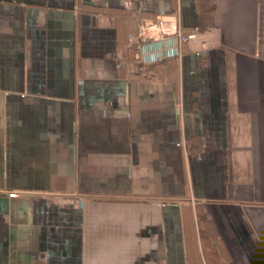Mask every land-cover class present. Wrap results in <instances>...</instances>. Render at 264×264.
I'll list each match as a JSON object with an SVG mask.
<instances>
[{
	"label": "crops",
	"instance_id": "obj_1",
	"mask_svg": "<svg viewBox=\"0 0 264 264\" xmlns=\"http://www.w3.org/2000/svg\"><path fill=\"white\" fill-rule=\"evenodd\" d=\"M196 1L0 0V264H264V0Z\"/></svg>",
	"mask_w": 264,
	"mask_h": 264
},
{
	"label": "built area",
	"instance_id": "obj_2",
	"mask_svg": "<svg viewBox=\"0 0 264 264\" xmlns=\"http://www.w3.org/2000/svg\"><path fill=\"white\" fill-rule=\"evenodd\" d=\"M198 33V28L186 32L177 14L169 18L142 19L136 32L128 37V48L141 54L144 66L163 63L180 58L185 47ZM208 50L207 45L202 43L201 49L195 53L199 56Z\"/></svg>",
	"mask_w": 264,
	"mask_h": 264
},
{
	"label": "trees",
	"instance_id": "obj_3",
	"mask_svg": "<svg viewBox=\"0 0 264 264\" xmlns=\"http://www.w3.org/2000/svg\"><path fill=\"white\" fill-rule=\"evenodd\" d=\"M214 0H197V10L200 18L205 22H212L215 14V5L213 3ZM136 32V31H135ZM134 32V33H135ZM152 66H145L146 69H150ZM142 77H147V71L140 74ZM218 254H216L213 249L209 251V259L213 264H220L217 261Z\"/></svg>",
	"mask_w": 264,
	"mask_h": 264
}]
</instances>
